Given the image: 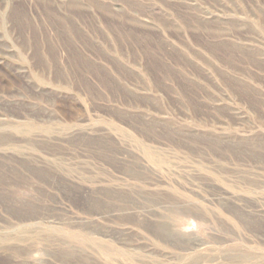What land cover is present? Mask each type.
I'll use <instances>...</instances> for the list:
<instances>
[{
  "label": "rangeland",
  "instance_id": "rangeland-1",
  "mask_svg": "<svg viewBox=\"0 0 264 264\" xmlns=\"http://www.w3.org/2000/svg\"><path fill=\"white\" fill-rule=\"evenodd\" d=\"M0 264H264V0H0Z\"/></svg>",
  "mask_w": 264,
  "mask_h": 264
}]
</instances>
